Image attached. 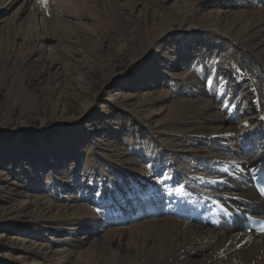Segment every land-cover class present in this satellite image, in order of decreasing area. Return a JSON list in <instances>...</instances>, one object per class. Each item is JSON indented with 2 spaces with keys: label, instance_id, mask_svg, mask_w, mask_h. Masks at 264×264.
Masks as SVG:
<instances>
[{
  "label": "bare ground",
  "instance_id": "6f19581e",
  "mask_svg": "<svg viewBox=\"0 0 264 264\" xmlns=\"http://www.w3.org/2000/svg\"><path fill=\"white\" fill-rule=\"evenodd\" d=\"M195 2L0 0V53L15 61L18 87L39 53L55 73L65 65L82 79L108 53L98 30L113 29L134 62L133 41L145 38L138 51L147 53L174 40V18L201 38L196 54L169 48L163 78L104 111L121 136L78 152L89 185L68 177L54 192L8 190L27 217L13 228L53 235L9 240L18 264H264V235L243 229L247 216L264 219L254 188L264 176V0ZM193 13L200 25H190Z\"/></svg>",
  "mask_w": 264,
  "mask_h": 264
},
{
  "label": "rangeland",
  "instance_id": "374dc122",
  "mask_svg": "<svg viewBox=\"0 0 264 264\" xmlns=\"http://www.w3.org/2000/svg\"><path fill=\"white\" fill-rule=\"evenodd\" d=\"M189 16L190 25H200L196 14ZM129 19L124 12L117 18L118 27L124 33L130 31ZM172 23L178 31L173 34L174 40H162L150 52L138 51L146 42L145 38L142 42L133 41L131 47L137 52L135 62L121 49L119 40L122 38L119 39L113 29L98 30L108 53L103 57L105 61L98 65L82 67V79L75 73L71 76L66 73L65 65L58 66L55 73L54 68L46 65L45 53H39L23 65L21 87H18L14 85L15 61L0 53V264L19 263L16 249L9 240H28L35 236L42 242L53 241L49 233L30 230L25 238L23 230L13 228L15 219L22 221L27 217L18 214L17 198L14 194L10 197L8 190L18 192L20 186L26 185L29 189L43 188L49 192L53 189L54 192L55 188L62 189L60 183L68 177L89 185L91 170L89 165H81L78 152L90 144L91 139L96 147L103 149L121 136V132L117 133L112 127L111 112L104 111L112 109L115 100L133 97L136 90H145L144 84L154 76L159 77L158 80L163 78L168 71L162 68L173 57L169 48L181 53L197 51L201 42L197 28L179 31L180 18H174ZM139 28L141 32L143 27ZM234 49L232 44L227 51ZM89 162L95 164L94 159Z\"/></svg>",
  "mask_w": 264,
  "mask_h": 264
},
{
  "label": "snow or ice",
  "instance_id": "6c2138e0",
  "mask_svg": "<svg viewBox=\"0 0 264 264\" xmlns=\"http://www.w3.org/2000/svg\"><path fill=\"white\" fill-rule=\"evenodd\" d=\"M42 3H46V0H41Z\"/></svg>",
  "mask_w": 264,
  "mask_h": 264
}]
</instances>
